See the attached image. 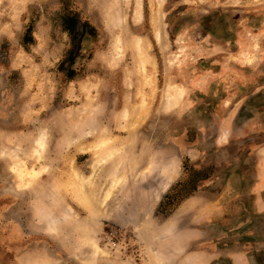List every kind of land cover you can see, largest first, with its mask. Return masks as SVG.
Segmentation results:
<instances>
[{
	"label": "rangeland",
	"instance_id": "rangeland-1",
	"mask_svg": "<svg viewBox=\"0 0 264 264\" xmlns=\"http://www.w3.org/2000/svg\"><path fill=\"white\" fill-rule=\"evenodd\" d=\"M112 3L0 0V264H264V0Z\"/></svg>",
	"mask_w": 264,
	"mask_h": 264
},
{
	"label": "bare ground",
	"instance_id": "bare-ground-1",
	"mask_svg": "<svg viewBox=\"0 0 264 264\" xmlns=\"http://www.w3.org/2000/svg\"><path fill=\"white\" fill-rule=\"evenodd\" d=\"M129 1L131 0H112V4L110 5V9L114 8L115 6L117 7L118 4H125V3H128ZM138 1V0H137ZM141 3V2H140ZM136 4V3H135ZM109 9V10H110ZM141 9V8H140ZM124 12V11H123ZM134 13V12H133ZM139 14L137 12H135V19L138 17H136V15ZM123 15V14H122ZM141 15H139V18H140ZM115 17V18H114ZM111 19H113V21L116 23V21L118 20L116 18V13L113 11L111 13ZM121 19V18H120ZM138 19V18H137ZM124 20V19H123ZM133 20V21H134ZM137 21V20H136ZM139 21V20H138ZM124 22V21H123ZM140 22V21H139ZM117 24V23H116ZM123 24V23H122ZM116 29V28H115ZM121 31V30H120ZM121 33V32H120ZM127 40V39H126ZM127 43V41H125V38L121 37L120 34L119 36H116L114 38V40L112 41V44H111V57H115V58H118V57H121L119 56L121 51L123 50L124 48V45ZM124 44V45H123ZM130 47L133 49L134 51V56L136 57L137 59V63L142 67L144 68L145 66V60H144V56H143V47L145 48V46L141 43V39L140 38H137L133 41H131L130 43ZM146 52V51H145ZM124 56V54H123ZM114 60V59H113ZM117 62V61H116ZM113 64H114V61H113ZM137 64V66H138ZM140 72V71H139ZM145 72V71H144ZM145 74V73H144ZM44 139H42L41 141H39V145L40 147L42 148L43 145H44ZM24 166V164H23ZM24 171H18L21 175V177L23 178H26V180L30 183L31 181L34 180V178L37 176V172L36 171H31V170H27V169H24ZM81 177H79L80 179ZM80 182V181H79ZM81 182H83V180L81 179ZM88 182V180H87ZM83 185V184H82ZM68 216V214H67ZM89 244H91L92 248H93V252H94V255L92 256L94 259L96 258V254L100 253V250L98 249V247H96V245L94 244V242H90ZM90 258L92 260H94L93 258ZM93 262V261H92Z\"/></svg>",
	"mask_w": 264,
	"mask_h": 264
},
{
	"label": "trees",
	"instance_id": "trees-1",
	"mask_svg": "<svg viewBox=\"0 0 264 264\" xmlns=\"http://www.w3.org/2000/svg\"><path fill=\"white\" fill-rule=\"evenodd\" d=\"M69 22H68V26H67V31L70 32V35L72 36L73 41H76L78 38V35H80L78 33V27L80 26L79 20L76 17H69ZM81 30H82V35L81 36H85L86 32H87V26L86 24L81 25ZM33 38L31 35V28L28 29L26 35H25V40L24 43H28V42H32ZM77 49H80V47L78 46V44H74V48L72 50V52H70V57L69 60L70 61H74V58H76V56L78 55V52H76ZM74 73L70 72L68 74V77H73Z\"/></svg>",
	"mask_w": 264,
	"mask_h": 264
},
{
	"label": "crops",
	"instance_id": "crops-1",
	"mask_svg": "<svg viewBox=\"0 0 264 264\" xmlns=\"http://www.w3.org/2000/svg\"><path fill=\"white\" fill-rule=\"evenodd\" d=\"M263 175H264V170H263ZM253 188L254 189L252 191V194H255V195H258V196L260 194H263V191H264V176H260V177L258 176L257 177L256 186H254ZM257 209H259L260 211L264 210V198L261 195H260V199H257ZM49 219H52V220L55 221L54 218L49 216L46 223H49Z\"/></svg>",
	"mask_w": 264,
	"mask_h": 264
}]
</instances>
